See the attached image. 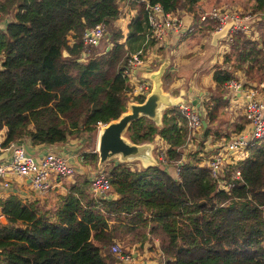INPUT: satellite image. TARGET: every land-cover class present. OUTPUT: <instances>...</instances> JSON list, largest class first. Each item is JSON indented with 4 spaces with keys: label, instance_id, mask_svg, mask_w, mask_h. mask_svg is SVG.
<instances>
[{
    "label": "trees",
    "instance_id": "16d2710c",
    "mask_svg": "<svg viewBox=\"0 0 264 264\" xmlns=\"http://www.w3.org/2000/svg\"><path fill=\"white\" fill-rule=\"evenodd\" d=\"M145 1L158 3L165 12H190L195 2ZM251 4L247 13L261 15L257 39L232 34L231 55L214 66L211 76L222 93L236 69L244 77L243 88L264 81V0ZM127 6L135 12L122 34L110 29L120 14L114 0H0L2 146L23 141L36 147L82 138L93 149L98 124L116 120L130 103L144 100L128 94L123 71L127 58L154 40L146 38L144 3ZM97 23L108 27L111 45L100 52L89 49L79 60L81 33ZM223 104L221 96H209L203 103L206 125L199 140H188L176 106L163 109L158 124L140 116L127 125V142L139 145L157 135L167 145L165 160L167 167L176 166V177L161 165L134 168L135 163L120 160L106 168L114 200L92 198L85 179L71 183L49 209L13 194L0 200V264H116L109 252L112 243L124 248L150 238L158 244L149 248L160 252L154 264H264L263 143L254 141L243 159L227 167L223 178L229 188L217 187L199 164L204 141L217 134L212 125ZM245 126H236L235 134ZM189 143L197 149L185 152ZM80 155L86 164L97 163L89 149ZM233 169L239 172L236 179H230Z\"/></svg>",
    "mask_w": 264,
    "mask_h": 264
},
{
    "label": "crops",
    "instance_id": "0c3cea01",
    "mask_svg": "<svg viewBox=\"0 0 264 264\" xmlns=\"http://www.w3.org/2000/svg\"><path fill=\"white\" fill-rule=\"evenodd\" d=\"M212 5L235 7L238 12L247 13L248 8H250L252 4L251 0H245L244 2L239 0H195L191 5L192 10L190 12L183 9L179 10L180 19L184 24H188L190 21L193 23V31L182 37H176L175 34L169 33L164 40L157 43L154 42V44L149 46L141 55V63L130 67V75L127 78L130 87V92L128 94L131 96L142 95L146 98L154 90H157L161 100L158 102L156 117L152 119L157 124L159 123L158 120L161 111L166 107L188 103L198 112H203L202 105L209 96H221L222 99H224L225 104L218 108L216 119L213 121V126H216L217 129L214 133L217 134L216 136L211 134L207 137L206 141H204V151L199 155L201 158L200 164L203 166H205L206 161L212 156L214 147L224 145L236 135L235 133H237V131H234L236 126L241 124L242 126L246 125L243 115V91L232 92L233 94H231L229 93L230 91L227 92L224 89V93H222V91L216 88L211 77L214 66L223 64V58L227 55H231L230 50H232L234 46L231 42L227 41L223 35L218 37L214 42V33L208 30L209 26H203L200 25L199 22V24L195 22L198 21L197 15L203 10L202 7L206 9ZM134 12V9L125 6L123 7V15L120 17L118 16L116 19H123L126 27L129 16L134 14ZM195 15L196 19L192 20ZM1 25L3 26L4 22H2ZM124 33H126V28ZM235 72H237V77H239V79L243 76L240 70L236 69ZM139 81L143 82L146 86V89L141 94L137 92L136 83ZM246 128L247 125L243 130ZM94 134L93 144L95 147L98 136L96 129ZM3 139L4 129L0 130V143ZM26 145L29 149L34 151L33 157L35 159L41 158L47 150L63 153L75 167V172L71 176L61 179L53 178L52 188L44 195H37L32 192L29 181L26 178H9L7 192L2 194L0 190V200L9 194H13L25 202L33 201L40 208L49 209L57 203L59 196H63L67 193L71 183H74L77 179L87 180L94 167L99 164L97 163L93 166L81 161L80 154L88 150V147L84 149V146L87 144H85L82 138L68 139L63 143L39 145L36 147H30L28 144ZM139 146H142V149L138 155L130 156L125 159H121L119 156L114 157H117V161L124 160L132 162L133 164L135 163L134 168L156 164L155 152L157 149H163L165 143L155 135L152 141L139 144ZM193 147L194 145L189 143L186 147L187 149L184 150L186 152L188 148L192 150ZM90 148L89 146V150L91 151L92 149ZM79 149L81 150L80 154L78 153ZM93 149L95 150V148ZM7 157L8 151L4 148H0V161L5 160ZM101 164L102 163L99 165ZM167 170L172 173L173 177H176V166H170ZM116 198L117 196L111 192L109 199L114 200ZM0 220H3L2 217H0ZM155 239L156 238L147 239V241L141 245L140 253L138 250L139 264L155 263L156 259L151 260L150 258L151 256L158 258V250L152 248V246L151 249L149 248V241L154 247L157 246V242H154ZM130 248H132L130 244L124 246V249ZM142 257H144V259Z\"/></svg>",
    "mask_w": 264,
    "mask_h": 264
},
{
    "label": "built area",
    "instance_id": "2783aa9c",
    "mask_svg": "<svg viewBox=\"0 0 264 264\" xmlns=\"http://www.w3.org/2000/svg\"><path fill=\"white\" fill-rule=\"evenodd\" d=\"M128 1L143 2L146 10V38L160 42L169 34L173 33L176 37H182L193 31L194 25L190 21L184 24L179 16V8L173 11H163L158 3L148 4L145 0H115L120 4ZM199 14L197 20L200 24H206L207 21L212 23V32L218 33L224 30L223 37L227 41H231L232 34L240 33L246 35L251 40H256L255 28L258 25L261 15L258 13L249 14L241 13L235 7L213 5L206 8ZM6 22V21H5ZM4 22V24H5ZM106 26L102 23L94 24L85 28L80 36L83 49L79 54V60H83L88 55L91 47L98 45L100 39L105 34ZM143 52L138 51L131 54L126 60V66L123 74L126 79L130 75V67L141 63V55ZM262 58L264 60V49H262ZM244 77L240 79L235 77L229 79L223 85L229 93L243 91L242 100L244 103V117L247 128L231 138L224 145L214 147L212 156L205 163L210 176L214 179L217 187L229 188L231 183L224 180L227 167L234 166L235 162L244 158L247 146L253 142L263 143L264 145V81L252 84L251 87L242 88ZM137 92L141 94L146 86L143 82H137ZM177 109L185 119L188 130V140H199L201 132V122L205 111L198 112L192 105L188 103L178 104ZM103 124L96 126L97 133L100 132ZM165 144L163 149H157L155 152L156 164L161 165L164 169H168V163L165 160ZM4 148L8 151V157L0 161V190L2 194L7 192L9 187V178H26L32 192L37 195H44L52 188L53 178H64L71 176L75 172V167L63 153L47 150L39 159H35L33 155L25 152L23 144L10 141ZM187 149V148H186ZM197 149L194 145L192 150ZM189 150V148H188ZM187 150V151H188ZM186 151V152H187ZM51 175L54 177L52 178ZM239 176L237 169L230 171V179H236ZM88 192L92 198L103 201L108 200L111 188L106 168L97 164L87 178ZM1 196V194H0ZM1 217V216H0ZM154 242L158 244L155 239ZM132 248L124 249L117 243H112L109 252L114 256L116 264H139L138 260V244H132ZM160 255V252L159 254Z\"/></svg>",
    "mask_w": 264,
    "mask_h": 264
},
{
    "label": "water",
    "instance_id": "95a60500",
    "mask_svg": "<svg viewBox=\"0 0 264 264\" xmlns=\"http://www.w3.org/2000/svg\"><path fill=\"white\" fill-rule=\"evenodd\" d=\"M223 34L224 30L214 33L213 41L215 42V40L218 37H221ZM160 100V95L158 94L157 90H154L146 98H144L141 103L129 104L128 112L126 111L116 120H113L102 127L96 139V149L99 164L113 156H119L121 159H125L130 156L138 155L141 152L142 146L127 142L123 137V133L127 125L140 116L154 119L156 117L157 106ZM201 124L204 128L206 122L202 120ZM20 142L23 144V148L27 154H34V151L29 149L23 141Z\"/></svg>",
    "mask_w": 264,
    "mask_h": 264
},
{
    "label": "rangeland",
    "instance_id": "374dc122",
    "mask_svg": "<svg viewBox=\"0 0 264 264\" xmlns=\"http://www.w3.org/2000/svg\"><path fill=\"white\" fill-rule=\"evenodd\" d=\"M239 1H241V2H244L245 0H239ZM118 5V4H117ZM119 6V5H118ZM210 7V6H209ZM203 8V10H201L200 11V13H202V12H204V11H207V9H205L204 7H202ZM119 10H120V16H122L123 15V7H120L119 6ZM195 13H196V11H195ZM119 16V17H120ZM198 16H199V14L197 15V18H198ZM196 19V15H195V17H193V19L192 20H195ZM196 22V24H199L198 23V21H195ZM209 23H210V21H207V23L205 24L206 26H210L209 25ZM200 25H203V26H205L204 24H200ZM125 25H124V21H123V19H121V18H119V19H115L111 24H110V29H111V31H115V30H119L122 34H125L124 33V30H125ZM110 32H109V29H108V27L106 26V29H105V34H104V36L100 39V41H99V43H98V45L97 46H95V47H91L90 49H93V50H95V51H98V52H100V51H102L104 48H106L108 45H110V43H109V39H110V34H109ZM89 51L90 50H88V53H89ZM263 59V58H262ZM263 62H264V60H263ZM212 75V74H211ZM213 126V125H212ZM246 127V126H245ZM213 129H216V126H213ZM95 135V134H94ZM92 146V145H91ZM90 146V147H91ZM84 149H87V146H84ZM88 149H89V147H88ZM94 151V149H92V152ZM78 153L80 154L81 153V150L79 149V151H78ZM94 153V152H93ZM118 159H117V157H110V158H108L107 160H105L102 164H101V166L102 167H105V168H107L110 164H112V163H115L116 161H117ZM51 177L53 178L54 176L53 175H51ZM1 222H4V221H1ZM149 243L151 244V242L149 241ZM118 244H121V243H118ZM122 244H124V243H122ZM137 244H138V247H139V253H140V249H141V245L142 244H140L139 242H137ZM146 246V245H145ZM158 254H159V251H157V256H158ZM149 256H151V255H149ZM143 259H144V257H142ZM151 260H153V259H158L157 257H153V256H151V258H150Z\"/></svg>",
    "mask_w": 264,
    "mask_h": 264
},
{
    "label": "clouds",
    "instance_id": "9594fccd",
    "mask_svg": "<svg viewBox=\"0 0 264 264\" xmlns=\"http://www.w3.org/2000/svg\"><path fill=\"white\" fill-rule=\"evenodd\" d=\"M114 2H115V0H114ZM129 2H133V1H128V2H126L125 4H120L119 6L120 7H125V6H127L128 5V3ZM115 4L117 5V3L115 2ZM119 6L117 5V7H118V10H119ZM213 6V5H212ZM119 12H120V10H119ZM119 16H120V14H119ZM110 46V45H109ZM109 46H107L106 48H109ZM129 111V110H128ZM202 111H204V109H202ZM202 120H204V116H203V118H202ZM205 121V120H204ZM104 125H106V124H103V126ZM102 126V127H103ZM102 127H101V129H102ZM202 124H201V130H202ZM95 129H96V127H95ZM101 131V130H100ZM99 134V133H98ZM95 148V150L93 151L94 153H96V155H97V149H96V146L94 147ZM90 152H92V150L90 151ZM245 156V155H244ZM97 163H98V157H97ZM96 163V164H97ZM200 164V163H199ZM201 165V164H200ZM201 166H203V165H201ZM95 168V167H94ZM58 179H61V178H58ZM110 200V199H109ZM104 201V200H103Z\"/></svg>",
    "mask_w": 264,
    "mask_h": 264
}]
</instances>
